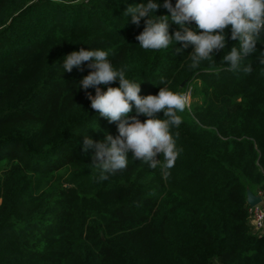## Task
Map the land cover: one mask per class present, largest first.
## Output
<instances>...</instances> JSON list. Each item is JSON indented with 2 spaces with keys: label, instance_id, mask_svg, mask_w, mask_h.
Instances as JSON below:
<instances>
[{
  "label": "trees",
  "instance_id": "16d2710c",
  "mask_svg": "<svg viewBox=\"0 0 264 264\" xmlns=\"http://www.w3.org/2000/svg\"><path fill=\"white\" fill-rule=\"evenodd\" d=\"M141 2L0 0V264H264L247 203V188L264 203V44L244 61L251 73L228 71L223 50L192 68L191 46L140 48L143 21L122 14ZM81 47L109 51L142 96L161 80L182 94L200 86L203 102L172 129V168L129 153L125 170L94 179L83 135L118 132L78 88L87 62L62 73L59 61Z\"/></svg>",
  "mask_w": 264,
  "mask_h": 264
},
{
  "label": "clouds",
  "instance_id": "9594fccd",
  "mask_svg": "<svg viewBox=\"0 0 264 264\" xmlns=\"http://www.w3.org/2000/svg\"><path fill=\"white\" fill-rule=\"evenodd\" d=\"M161 8L168 14L157 15ZM122 15L126 19L130 16L137 27L143 21V30L135 39L144 50L171 48L176 54L191 46L187 56L192 68L211 61L214 52L223 50L222 60L228 71L248 74L253 66L244 63L246 57L257 51L258 42L264 44V0H175L174 4L172 0H142L128 5ZM171 25L176 30L170 33ZM228 39L236 43L229 47ZM108 57L109 51L102 48L81 47L59 61L62 73L74 68L83 71L87 62L90 71L79 80L78 88L85 91L90 108L99 117L117 122L116 136L106 133L103 140L95 141L83 135L81 147L85 153L92 152L94 179L102 182L125 170L129 153L152 169L160 165L162 156L163 167L172 168L179 155L172 129L182 124L179 113L189 107L188 96L170 90L163 80L165 86L158 94L142 96L141 82L128 78L126 68L115 67ZM259 60L264 64V51L259 53ZM114 82L118 86H111ZM140 116L146 119L142 121Z\"/></svg>",
  "mask_w": 264,
  "mask_h": 264
},
{
  "label": "built area",
  "instance_id": "2783aa9c",
  "mask_svg": "<svg viewBox=\"0 0 264 264\" xmlns=\"http://www.w3.org/2000/svg\"><path fill=\"white\" fill-rule=\"evenodd\" d=\"M251 222L256 230L264 233V203L250 207Z\"/></svg>",
  "mask_w": 264,
  "mask_h": 264
},
{
  "label": "rangeland",
  "instance_id": "374dc122",
  "mask_svg": "<svg viewBox=\"0 0 264 264\" xmlns=\"http://www.w3.org/2000/svg\"><path fill=\"white\" fill-rule=\"evenodd\" d=\"M188 96L189 99V107H192L193 105L196 104H201L203 102V95L200 92V86H194L191 85L189 86L185 93Z\"/></svg>",
  "mask_w": 264,
  "mask_h": 264
},
{
  "label": "water",
  "instance_id": "95a60500",
  "mask_svg": "<svg viewBox=\"0 0 264 264\" xmlns=\"http://www.w3.org/2000/svg\"><path fill=\"white\" fill-rule=\"evenodd\" d=\"M184 84L183 82L182 86ZM247 203L250 207H255L263 203V197L258 193H254L250 188H247Z\"/></svg>",
  "mask_w": 264,
  "mask_h": 264
},
{
  "label": "crops",
  "instance_id": "0c3cea01",
  "mask_svg": "<svg viewBox=\"0 0 264 264\" xmlns=\"http://www.w3.org/2000/svg\"><path fill=\"white\" fill-rule=\"evenodd\" d=\"M0 203H1V199H0Z\"/></svg>",
  "mask_w": 264,
  "mask_h": 264
}]
</instances>
